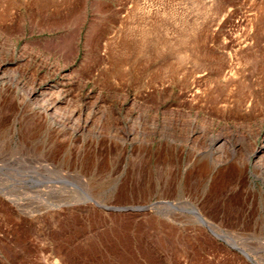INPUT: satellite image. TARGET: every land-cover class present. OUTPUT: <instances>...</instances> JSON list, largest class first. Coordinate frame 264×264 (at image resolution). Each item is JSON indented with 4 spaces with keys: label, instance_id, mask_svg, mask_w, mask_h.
I'll return each instance as SVG.
<instances>
[{
    "label": "rangeland",
    "instance_id": "374dc122",
    "mask_svg": "<svg viewBox=\"0 0 264 264\" xmlns=\"http://www.w3.org/2000/svg\"><path fill=\"white\" fill-rule=\"evenodd\" d=\"M0 25V264H264V0H0ZM188 132L182 192L187 152L156 154Z\"/></svg>",
    "mask_w": 264,
    "mask_h": 264
},
{
    "label": "bare ground",
    "instance_id": "6f19581e",
    "mask_svg": "<svg viewBox=\"0 0 264 264\" xmlns=\"http://www.w3.org/2000/svg\"><path fill=\"white\" fill-rule=\"evenodd\" d=\"M2 25V24H1ZM0 25V26H1ZM5 30V29H4ZM8 30V29H7ZM12 31V30H11ZM10 31V32H11ZM13 34V33H12ZM11 34V35H12ZM31 44V43H30ZM35 44V43H34ZM44 47V46H43ZM51 47V46H50ZM54 48V47H53ZM50 49V48H49ZM59 52V51H58ZM21 62V61H20ZM19 63V62H17ZM7 66V65H5ZM4 66V67H5ZM3 65H0V78H3L2 74H3ZM75 73V72H74ZM5 74V72H4ZM45 76H46V73H45ZM18 81V80H17ZM65 81V80H64ZM4 82V81H2ZM45 83V82H44ZM54 83V82H53ZM33 84V83H31ZM52 88H56V90H53L55 93H54V96L57 95L56 99L53 98L54 100H50L48 103H43L45 104L41 109L43 110V118L44 120L48 121L49 123L51 122L52 124H56L57 127L58 126H62L64 129H68L70 131V129L72 128V125L77 124V122H75V113L74 112H77L76 110L73 112L72 116L69 118L68 121H65L63 123V121L61 120H58L56 116H54L56 114V112L58 113V107L59 104L63 101H65V96L62 94L61 92V89H59V84L56 82L54 83L52 86ZM26 88V87H25ZM48 88V87H47ZM65 88V87H64ZM44 86L43 84L41 83H36L35 85H32V87L29 89L28 91V97L30 100L32 101H36L38 102L40 100V98H43L45 96V92H44ZM51 91V90H50ZM67 96V95H66ZM49 98V97H48ZM46 99V97H45ZM27 100V99H26ZM43 100H41L42 102ZM48 101V99H47ZM90 102V101H89ZM87 103V102H85ZM35 104V103H34ZM62 104V103H61ZM40 105V104H39ZM81 106V105H80ZM89 106V105H88ZM78 107V106H77ZM76 107V108H77ZM90 109V106L89 108ZM71 110V109H70ZM85 113V114H84ZM88 112H85V109H83V107L81 106V108L78 110V119H83V123L81 126H79L80 128L78 129L79 132H84L87 128V125L89 123V114H87ZM90 113V112H89ZM172 114V112H170ZM82 114H84V116L82 117ZM91 114V113H90ZM57 115V114H56ZM91 116V115H90ZM168 116V114H167ZM173 117V115H170ZM191 115L189 114V112L185 115V117H190ZM82 117V118H81ZM42 118V119H43ZM62 119V117H61ZM166 119V118H165ZM168 121L170 120L169 124L171 123V125L174 124V120L171 121V118H167ZM186 119V118H185ZM44 121V122H46ZM81 121V120H80ZM192 122H194V120H191ZM91 122V121H90ZM183 122V121H182ZM192 122H190V120H187V124H191L189 125L186 130H188V128L191 129V126H192ZM164 124V123H163ZM186 124V123H185ZM186 124V125H187ZM156 125H158V123H156ZM182 125V123H181ZM164 126V125H163ZM184 126V125H183ZM195 126V125H193ZM199 126V125H198ZM77 127V126H76ZM157 127V126H156ZM174 127V126H173ZM179 127V126H178ZM182 127V126H181ZM165 128V127H164ZM168 128V127H167ZM184 129V128H183ZM74 130V129H73ZM71 130V131H73ZM185 130V129H184ZM192 130V129H191ZM190 130V131H191ZM76 131V130H75ZM189 131V132H190ZM194 131V130H192ZM189 132H188V135L185 136L184 140H177L176 139H173L172 142H168L167 143V146L168 147H165L163 148L162 150H159L158 153L156 154V159L159 161V162H164V163H168V161H170L171 157H172V154H174V156L176 157H179V152L180 151H186L187 152V158H185V174H184V179H182L179 184V190L180 191H184L187 185V181L185 182L186 180V177L187 176H190L191 174L193 175L196 174L195 171H201L204 169V166H207L206 165V161H205V157L203 156L202 152L200 151H197V148H196V139H197V135H196V132H194L192 135H189ZM211 132V131H210ZM72 133V132H71ZM77 133V132H76ZM165 133V132H164ZM163 133V134H164ZM202 133V132H201ZM73 134V133H72ZM224 134V133H223ZM218 135V136H213L211 138V143H210V151L213 152V154H215L218 158H219V163H217V166L219 165H225L226 161L223 160L225 158V155L224 153H226L225 149H226V145L228 144L229 142V137L228 135ZM228 134V133H227ZM161 136V135H159ZM163 136V135H162ZM208 136V135H207ZM138 137V136H137ZM137 137L133 134V133H127L126 134V137H123L124 141H134L136 140L137 141ZM164 137V136H163ZM196 139H195V138ZM206 137V136H205ZM211 137V136H210ZM207 138V137H206ZM208 139V138H207ZM159 140H162V137H160ZM210 140V139H209ZM200 141V140H199ZM173 142H177L178 144L173 146ZM162 143V142H161ZM205 144V143H204ZM198 146V145H197ZM206 149V147H205ZM208 149V147H207ZM206 149V150H207ZM205 151V150H204ZM177 152V153H176ZM227 157V156H226ZM251 158L252 160L250 161V159L248 158L249 162H251L252 165H254L257 169L258 167L261 168L260 166L263 165L264 163V139L262 141V144L257 146L255 148V150L253 151V154L251 155ZM222 161V162H221ZM225 161V162H224ZM221 162V163H220ZM247 163V162H246ZM220 166V167H221ZM219 167V168H220ZM206 168V167H205ZM243 169V168H242ZM241 169V170H242ZM220 170V169H219ZM199 176V175H198ZM192 176L188 177V178H191ZM185 194V193H184ZM183 195V193H182ZM184 197V196H183ZM178 204V203H177ZM175 202L173 201H159L158 202V205L156 206L157 208H154V210L156 211V213L160 214V215H163L165 216V212H164V209L166 208H169V207H173V206H176L177 205ZM194 213V222H193V226H191L192 228H194L195 230L197 229H204V225H206L207 227H209L211 230L214 231V225L213 223L207 221L206 218H204L203 216V213H201L198 209L194 210L193 211ZM179 223V222H178ZM178 227L181 228L180 225H178ZM183 229V227L181 228ZM184 229H187V227H184ZM245 255H247L249 257V255L247 253H245L244 251H242Z\"/></svg>",
    "mask_w": 264,
    "mask_h": 264
}]
</instances>
